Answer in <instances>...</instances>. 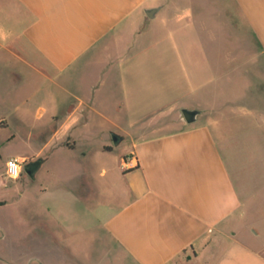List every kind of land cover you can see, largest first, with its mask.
<instances>
[{
  "label": "crops",
  "instance_id": "crops-1",
  "mask_svg": "<svg viewBox=\"0 0 264 264\" xmlns=\"http://www.w3.org/2000/svg\"><path fill=\"white\" fill-rule=\"evenodd\" d=\"M200 2L202 8L212 7L202 11L206 20L218 22H207L212 44L220 31L229 34L234 39L230 61L256 55L260 58L253 63L264 70V0ZM174 6L180 8L179 22L180 13L190 7L186 0H0V87H7L5 94L13 99L0 110V132H8L6 141L14 140L12 126L31 112L27 103L35 95L27 98L21 85L27 64L41 75L43 87H51L53 120L51 131L41 108L40 122L29 130L39 150L12 154L5 163L18 159L26 165L36 157L42 161L36 176L43 168L53 176L52 187L41 186L40 192L60 193L87 207L91 199H99L95 212L100 216L95 213L98 222L92 228L112 242L108 264H264V222L253 219L264 209V184L241 194L224 153L233 130L198 122L202 111L196 121L187 122L183 108H196L185 97L176 98L179 103L173 106L165 91L156 100L136 102L128 85L126 99L114 109L134 119L129 122L134 130L123 122L124 115L110 126L99 121L107 118V106L96 91L99 79L92 77L110 67L121 71L118 60L134 44L129 40L123 45V39L140 36V24L149 27V19ZM152 7H160L154 18L146 13ZM219 20L226 24L224 31ZM178 24L183 31L182 22ZM211 102L219 104L214 97ZM113 134L120 136L118 144ZM243 134L256 136L258 145L264 141V130ZM126 139L129 144L122 147ZM117 149L111 175L106 153ZM57 152L66 161L49 169ZM131 157L135 164L129 166ZM91 230L75 232L89 238Z\"/></svg>",
  "mask_w": 264,
  "mask_h": 264
},
{
  "label": "rangeland",
  "instance_id": "rangeland-1",
  "mask_svg": "<svg viewBox=\"0 0 264 264\" xmlns=\"http://www.w3.org/2000/svg\"><path fill=\"white\" fill-rule=\"evenodd\" d=\"M186 1L190 2V7L180 13L179 21L180 24L182 22L183 31L177 28L179 22L175 21L180 8H167L156 19L147 21L149 27L146 23L139 25L144 27L140 36L137 34L131 39L129 35V39H123V45L129 40H133L134 44L118 60L121 71L110 67L104 75L92 77L99 79L96 91L103 99L102 104L107 106V118H100L99 121L110 126L112 122L121 120L120 115H124L123 122L134 130L129 125L134 119L126 118V114L114 109L117 102L126 99L125 85L130 86L132 92L129 94L136 102L143 98L156 100L164 91L173 101V106L185 97L187 104L202 111L198 122H213L225 132H235L234 137H229L224 153L241 194L246 196L264 184V141L258 145L256 136L243 134L244 131L264 130V70H261L260 63H253L260 58L256 55H252L250 60L241 56L244 58L241 61H230L233 35L230 38L229 34L220 31L218 40L212 44L206 29L207 22H212L214 26L218 22H215L216 18L207 21L206 15L202 14V11L207 12L212 7L202 8L200 0ZM176 2L178 4L179 0ZM224 24L219 20L220 29L225 28ZM249 41L251 50H255L256 41L253 38ZM234 57L238 58L237 55ZM212 71L214 79L211 77ZM77 75L78 79H84ZM43 81L41 75L27 64L26 78L21 85L22 90H26L27 98L35 95L27 103V109L31 112L17 126H12L17 134L14 140L6 141L8 132H0V264H108L112 242L103 239L101 230L92 228L98 222L95 213L100 216L95 212L99 199H91L87 207L60 193L40 192L41 186L51 188L53 185V176L46 173L47 168L40 170L35 178H31L25 168L16 179L7 176L5 161L10 155L36 153L39 150L40 145L31 138L29 130L40 122L38 113L41 108L44 109L42 118L47 122L48 130L53 125L50 114L51 87H43ZM6 90L7 87H0V110L13 104V99L9 100L6 96ZM213 97L219 100V104L211 102ZM176 98L179 99L178 103ZM128 139L122 147L129 144ZM118 153L119 149L106 153L111 175ZM36 159L29 158L27 164ZM64 161V155L57 152L50 159L49 169ZM61 169L65 170L67 166ZM98 171H95L97 177ZM253 219L258 224L263 223L264 209ZM90 227L91 232L87 231L86 234L93 235L89 238L88 235H84L85 238L78 236L75 232ZM35 238L42 241L34 242Z\"/></svg>",
  "mask_w": 264,
  "mask_h": 264
},
{
  "label": "water",
  "instance_id": "water-1",
  "mask_svg": "<svg viewBox=\"0 0 264 264\" xmlns=\"http://www.w3.org/2000/svg\"><path fill=\"white\" fill-rule=\"evenodd\" d=\"M160 10V7H152L148 8L146 10V13L149 17L154 18L157 14V12ZM183 115L187 122L192 123L197 120L199 114L201 113V110L199 109H191V108H183L182 110ZM114 143L118 144L120 141V136L118 134H113ZM42 161L41 160H35L25 165V171L26 173L31 177L35 178L36 172L40 168Z\"/></svg>",
  "mask_w": 264,
  "mask_h": 264
},
{
  "label": "built area",
  "instance_id": "built-area-1",
  "mask_svg": "<svg viewBox=\"0 0 264 264\" xmlns=\"http://www.w3.org/2000/svg\"><path fill=\"white\" fill-rule=\"evenodd\" d=\"M135 159H136L135 157H131L130 159H127L126 160V164L129 165V166L134 165L135 164V162H134ZM9 161H12L16 165H19V167H20L21 170L19 172V176L18 177H20L21 174H22V172H23V170H24V168H25L24 163L22 161L18 160V159H11ZM9 161L7 162L6 173H7V176H9L10 178H12L9 173L15 171V168L9 166Z\"/></svg>",
  "mask_w": 264,
  "mask_h": 264
},
{
  "label": "clouds",
  "instance_id": "clouds-1",
  "mask_svg": "<svg viewBox=\"0 0 264 264\" xmlns=\"http://www.w3.org/2000/svg\"><path fill=\"white\" fill-rule=\"evenodd\" d=\"M9 166L15 168V171L9 173L10 176H11L13 179L18 178V176H19V172H20V170H21L20 167H19V165H16V164H14L12 161H9Z\"/></svg>",
  "mask_w": 264,
  "mask_h": 264
},
{
  "label": "trees",
  "instance_id": "trees-1",
  "mask_svg": "<svg viewBox=\"0 0 264 264\" xmlns=\"http://www.w3.org/2000/svg\"><path fill=\"white\" fill-rule=\"evenodd\" d=\"M108 149H110V148L108 147Z\"/></svg>",
  "mask_w": 264,
  "mask_h": 264
}]
</instances>
